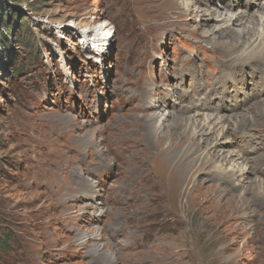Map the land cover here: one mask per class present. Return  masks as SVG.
<instances>
[{"label": "rangeland", "instance_id": "obj_1", "mask_svg": "<svg viewBox=\"0 0 264 264\" xmlns=\"http://www.w3.org/2000/svg\"><path fill=\"white\" fill-rule=\"evenodd\" d=\"M221 1L242 3L227 5L228 13L250 1L244 22L254 9L256 15L264 11L258 5L264 0ZM151 3L0 0L6 11L0 25L6 39L0 38V264H108L107 258L109 264H264V73L253 76L248 68L238 74L223 62L222 47L182 29L181 19L172 24L169 10L168 21L154 28ZM145 86L158 102L182 109V116L250 117L238 131L234 125L226 130L225 138L237 134V141L223 145L256 169L249 186L235 187L236 176L215 171L219 159L208 161L204 171L190 172L203 197L190 210L182 202L178 225L162 221L160 211L177 206L166 200L153 207L138 176L123 191L133 174L131 159L119 167L103 157L132 136ZM229 123L222 120L225 129ZM204 149L188 158L198 161ZM133 150L130 157L146 169L154 166L141 148ZM85 180L94 184L92 192ZM176 237L185 241L180 260L179 249L167 244Z\"/></svg>", "mask_w": 264, "mask_h": 264}, {"label": "bare ground", "instance_id": "obj_2", "mask_svg": "<svg viewBox=\"0 0 264 264\" xmlns=\"http://www.w3.org/2000/svg\"><path fill=\"white\" fill-rule=\"evenodd\" d=\"M151 1L156 3H151L154 28L163 26L166 21H168L167 17H165L164 11L169 10L171 12L170 19H172L170 20V22L172 24H176V22L181 19L182 21L179 26L182 29L192 30L195 33H201L204 38L211 39L214 47L218 48L219 50H221L220 47H222L223 50H221V52H223V54H221L220 56L222 59L226 58L223 62L225 64L226 62H230V65L233 64L232 66L237 69V72L241 71V73L238 74H244V71L246 69L248 70V68L249 71L247 73L249 74L254 71L253 76H256V73L259 72L264 73L263 70L257 69L258 66L260 68H264V11H260V14L256 15L255 13L257 9H254V13L251 14L250 18L248 17V19H245L244 22L243 16L249 13L248 3H250V1L247 3H243L244 6L241 10L238 11V13H228L227 5L231 6L234 5V3L242 5L240 1L234 3L231 2L229 4L228 1L223 2L221 0H213V2L210 3L211 0H205L206 9L200 8L199 6L200 3H203L202 0H190L188 2H184V4L181 1H177V3L176 0ZM158 1L161 2L157 3ZM180 5L182 8L180 7ZM258 5L261 6L260 8H264V5L262 3ZM218 7H221V9H219ZM207 12L208 15H210L211 19L217 22H221L218 25H214L213 23H211L209 20L210 18L205 17ZM181 15L183 17H188V19L186 20L185 18H180ZM253 15H256V17L253 18ZM190 20L193 21V24H190L188 22ZM109 35L110 33L108 31L107 36ZM226 35V40L220 39L221 36ZM104 36L105 34H103V38L100 39L99 36L97 37V39L103 41L105 39ZM217 81L221 82V79L219 78ZM220 90H224V87ZM213 91L218 92L216 83L213 85ZM153 95L154 93L150 90L147 91V87L145 86L142 95L143 100L138 101L139 105L141 106L140 112L142 119L132 125L135 127V129L132 130V136H129V138H126V140L119 141L122 144H119L113 148L115 154H113V152L111 154L110 150H112V148H109L110 150L108 149V154H106L103 159L104 161H108V159L110 158L114 163L117 160L119 162V167H122L125 161L130 158L132 164L134 165L132 169L133 174L129 179L126 178L127 180H124L122 184V186H124L123 191H126L130 181L134 180L138 176L142 182L143 191L147 198L152 201L153 207H156L157 203L166 200L172 201V203L177 206V209L179 211H174V209L170 210L169 208L168 210L160 208V211L163 214L162 221H167L172 225H178L179 223H181V221L177 215H180L182 210L185 208V206H182V202L188 205V209L190 210L189 206L196 205V200L200 197H203L202 192L200 191V189H198L199 180L191 179L192 176L190 177V172H192L193 170L204 171V165L207 164L208 161L219 159L220 162L216 161L217 164L215 166V171H226L227 174L230 175H228L230 178H234V176H236V178H238V182L236 181L237 183H235L233 181L235 187L241 186L242 184H246V186H249L251 179L255 178L254 176L251 178V176L249 175L254 174V170L256 169L252 168V166L250 165H245L246 162L244 163L242 155L239 154L240 152L238 153V151L234 152L233 150H227L223 146L224 143L226 144L232 143L235 140L237 141V134L235 136V139L225 138L226 130L229 133V130H231V128L229 127L231 125H234L236 128L234 130L238 131L239 128H243V123H246L247 121L249 122L250 117H242L238 121H236L237 117L233 119L234 115L232 116L231 114L226 116L225 113H218V115L215 113V116H212L214 113H207L205 114V117H202L201 119L192 118L193 114L182 116V109H174L172 103L170 104V102H158V100L153 98ZM189 106H184L182 108L190 109ZM261 106L263 107V109H261V111H258L260 112V115H263L264 118V103ZM222 109L226 110V108L223 106ZM228 118L230 123L226 126L225 129V127L222 125V120L224 122V120L226 121ZM230 119H233V121H231ZM255 120L256 119L251 118L252 122ZM182 123L184 125L189 124V126L191 127L189 132L182 129ZM215 128H218L220 132L216 133L217 130H215ZM230 133L232 132L230 131ZM240 137H245V139L249 138V136H246V134H243ZM93 142L94 140L90 141V144L92 145ZM202 146H205L204 151L206 150L205 152L201 153L203 156L202 158H198L197 156L196 158H198V161L196 159H193V157L191 159L188 158V155L192 150L199 149ZM135 148H141L142 151L146 155H148V159L145 158L146 161L149 164L154 162V166L150 165V168L146 169L142 164L140 158L130 157L129 153L133 152V149ZM253 149L254 148L252 147L249 150L251 151ZM206 156H208V159L206 160V162H204L205 160L203 161V158ZM109 164L111 163H109L108 161V165ZM226 165H228L227 168ZM73 175H77L76 170L73 171ZM262 180L263 179L259 180V182L261 183ZM229 181L231 182V180ZM84 182L83 185H88V191L92 192V187L94 186V184L91 182L89 186V184H86L89 183L88 180H85ZM155 209L156 208H154L153 212L156 214L157 211H155ZM184 214L185 213L183 212V216ZM181 219H183L182 216ZM138 221L135 223V225H142L144 227L145 224L141 221L139 223ZM155 225V222L149 223L151 231L150 233H152L151 235L154 240L157 239L155 237L158 232L156 231L157 229ZM174 228L176 227L174 226L173 229ZM173 239L174 240L167 242V244H169L170 249H179L176 252V259H183L184 250H182V247L185 246V241L184 239L180 241L177 237ZM95 254L97 253L95 252ZM113 258L116 259V256ZM110 262H113L111 258H107L105 263L109 264Z\"/></svg>", "mask_w": 264, "mask_h": 264}, {"label": "trees", "instance_id": "obj_3", "mask_svg": "<svg viewBox=\"0 0 264 264\" xmlns=\"http://www.w3.org/2000/svg\"><path fill=\"white\" fill-rule=\"evenodd\" d=\"M5 13H6V11H5V7H4V5H0V25H1V23L3 22V20L2 19H4L5 17ZM0 38H3V39H5L4 38V34L2 33V31L0 30ZM6 40V39H5Z\"/></svg>", "mask_w": 264, "mask_h": 264}]
</instances>
